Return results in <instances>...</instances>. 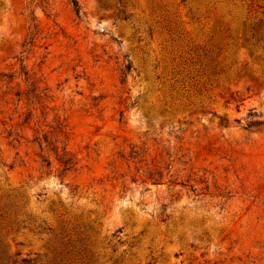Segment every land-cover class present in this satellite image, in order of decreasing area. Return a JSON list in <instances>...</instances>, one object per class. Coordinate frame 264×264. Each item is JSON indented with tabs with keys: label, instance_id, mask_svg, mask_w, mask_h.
I'll return each instance as SVG.
<instances>
[{
	"label": "rangeland",
	"instance_id": "obj_1",
	"mask_svg": "<svg viewBox=\"0 0 264 264\" xmlns=\"http://www.w3.org/2000/svg\"><path fill=\"white\" fill-rule=\"evenodd\" d=\"M0 264H264V0H0Z\"/></svg>",
	"mask_w": 264,
	"mask_h": 264
},
{
	"label": "trees",
	"instance_id": "obj_2",
	"mask_svg": "<svg viewBox=\"0 0 264 264\" xmlns=\"http://www.w3.org/2000/svg\"><path fill=\"white\" fill-rule=\"evenodd\" d=\"M74 12L76 15L80 14V9H79L77 3L74 4ZM131 67H132L131 63L128 60H125V62L123 63V68L121 69V75L124 76L125 74H127L131 70ZM254 123L255 124H253V125L261 124L260 122H254ZM58 125L59 126L57 128L59 129V131L61 133L63 126L61 124H58ZM33 141L37 143L40 152L44 151V149H45L46 151L52 152L55 156H59V158L57 159V162L59 163L60 167L62 168L61 169L62 172L70 171L76 165V162L72 158L66 157V153L63 150H61L60 153L58 152L57 148L54 146V142H56V141L49 139L45 133H43L40 138L37 137ZM41 159H42L41 161L43 163H45L46 167H48L50 165V162L45 160L44 157L41 156ZM22 262L29 263V262L24 261V260Z\"/></svg>",
	"mask_w": 264,
	"mask_h": 264
}]
</instances>
